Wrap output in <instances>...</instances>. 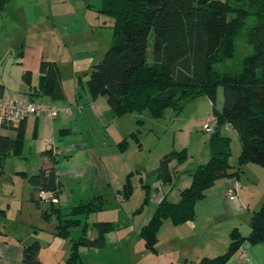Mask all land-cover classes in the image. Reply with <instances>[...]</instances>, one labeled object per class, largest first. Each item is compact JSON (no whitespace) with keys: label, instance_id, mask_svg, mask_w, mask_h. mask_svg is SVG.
<instances>
[{"label":"trees","instance_id":"obj_1","mask_svg":"<svg viewBox=\"0 0 264 264\" xmlns=\"http://www.w3.org/2000/svg\"><path fill=\"white\" fill-rule=\"evenodd\" d=\"M11 1L0 0V18ZM99 10L112 18L114 31L111 46L86 81L92 99L106 96L114 117L148 109L154 118H161L166 108L181 112L186 103L207 96L217 120L209 137L210 159L192 170L191 185L181 191L179 202L164 197L140 229L147 248L156 252L158 233L165 220L176 225L194 220L198 201L217 180L239 177L242 167L250 162L264 167V0H105ZM230 14L233 16L229 18ZM250 16L257 19L247 31V43L254 47L253 52L243 58L239 70H225L222 63L234 57L238 37ZM23 80L31 85L30 70L24 72ZM220 87L224 97L221 110L216 107ZM38 93L65 99L61 69L55 60H41L35 94ZM4 94L0 91V95ZM20 98L40 103L32 96ZM26 120L9 126L15 128V137L0 133L1 160L10 154L23 153ZM226 124L236 130L242 145L236 164L231 162V138L221 132ZM129 137L140 141L138 133L132 132L118 143L121 151L128 148ZM42 157L43 166L36 173L22 172L32 186L30 199L46 220L56 217V235L72 241L70 256L63 264H82L80 247H106L105 234L115 228L112 221L95 222L93 227L98 236H88L89 216L102 211L107 199L97 196L68 210L56 207L53 202H43L40 192L50 191L59 197L63 183L59 180L54 149H46ZM187 159L186 148L171 150L150 173V181L157 180L173 188L171 163L173 160L184 163ZM150 181L142 185L145 193L137 212L150 204ZM124 190L129 197L132 192L129 177ZM42 203L47 207L42 208ZM250 229L247 237L234 230L228 251L215 258L204 257L202 263L227 264L245 240L264 243V202L253 213ZM40 249L39 240L25 246L23 262L39 264Z\"/></svg>","mask_w":264,"mask_h":264},{"label":"rangeland","instance_id":"obj_2","mask_svg":"<svg viewBox=\"0 0 264 264\" xmlns=\"http://www.w3.org/2000/svg\"><path fill=\"white\" fill-rule=\"evenodd\" d=\"M102 0H15L4 10L0 18V85H5L7 95L11 92L17 93L20 90V84L23 74L22 57L27 54V61L31 63L35 57L55 56L65 57L67 62L63 66V78L65 80L68 96L66 102H57L54 107L69 106L75 99V83L78 77L84 78V81L90 77L93 70V59L98 63L104 56V53L111 46L113 41V20L111 17L101 14ZM100 13L99 20H104L105 26L98 30L89 26V22L96 20ZM233 14L229 15V18ZM257 19L250 16L244 25L243 32L239 35L236 44V50L233 58L227 59L222 63L225 70H239L242 60L246 55L253 52L254 47L247 43V31L256 24ZM72 34V35H71ZM99 39L95 48L90 49L86 38L92 36ZM60 36L64 40H61ZM153 31L150 36V42L153 40ZM151 45V43H150ZM96 50V51H95ZM23 54L19 55V52ZM94 51V52H93ZM149 58H152L150 49ZM77 72L79 75L74 76ZM38 79L35 78L34 80ZM86 84V83H85ZM83 91L82 87L79 88ZM219 102L223 100V88L220 87ZM218 100V99H217ZM82 102L85 100H81ZM86 103V102H85ZM87 106V104H86ZM210 109L209 99L207 97H197L186 103L181 112H175L173 108H166L161 118H154L151 112L146 109L141 113L126 114L111 122L108 126L102 123V119L95 116L89 109L86 115L76 116L73 124V132L65 137L57 134L56 141H67L73 143L77 141H88L91 148L102 157L107 168L109 184L104 186L103 197L107 199L104 209L101 213L91 216V221L97 220V216L112 219H120L119 225L115 224V232L110 235L109 246L105 249H91L86 247L79 249L82 264H151L155 255L147 249L132 233L131 237L135 243H125L119 246V234L125 232V226L132 222L130 211L139 207L142 202L144 191L143 184L150 181V173L155 166H158L159 160L163 155L171 150H181L186 148L188 159L185 161L191 167L197 165L202 153L210 150L209 137L205 132L206 114ZM62 110L59 115H65ZM66 116V115H65ZM116 118V117H115ZM139 121H142L140 123ZM131 131L137 132L140 141L129 137L128 148L120 152L117 144L124 136H129ZM127 132L128 134H125ZM221 132L230 136L232 143L231 162L236 164L238 161L237 146L241 144L238 135L231 129L222 126ZM59 137L60 142H59ZM69 138V139H65ZM33 145V138L29 133L24 145L25 151L21 156L8 157L3 163L4 174L0 167V187L5 185L7 180L12 179V174L16 167L29 165L32 167L34 161H39V155L35 154L30 147ZM211 152V150H210ZM241 153V151H240ZM25 155V156H24ZM70 157L71 161H67ZM69 155L61 156L59 167H77L90 163V154L87 149H77ZM238 155V156H237ZM29 158V162H25ZM23 166H18V164ZM260 166V165H259ZM260 168H263L260 166ZM23 169V168H20ZM36 169V168H35ZM250 172H252L250 170ZM36 173V172H35ZM255 181L262 182L263 187L264 174L253 172ZM252 175V176H253ZM130 178L132 192L129 194L128 201L121 205L119 201L120 194H123L124 184L127 178ZM253 181V180H252ZM78 183L74 185V191H80L77 188ZM86 190V189H85ZM122 190V191H121ZM101 191V188H100ZM121 191V192H119ZM87 201L88 198H84ZM2 201H6L5 197ZM20 205L12 209L13 219L8 221L9 236L14 230L23 229L21 222H16L20 216ZM27 207H23L24 212ZM201 210L205 208L201 207ZM198 210V213L201 211ZM134 219V223L138 222ZM16 220V221H15ZM47 237V232H42ZM69 240V239H68ZM61 243V245H60ZM58 248L63 253H70V248H65L67 241L60 238ZM64 244V245H63ZM135 247H133V246ZM194 254L191 255L193 257Z\"/></svg>","mask_w":264,"mask_h":264},{"label":"crops","instance_id":"obj_3","mask_svg":"<svg viewBox=\"0 0 264 264\" xmlns=\"http://www.w3.org/2000/svg\"><path fill=\"white\" fill-rule=\"evenodd\" d=\"M13 1L15 0L9 2L4 10L8 9V6L13 3ZM104 2L105 0L101 1V8L103 7ZM100 15V13L97 14L96 20H93L92 18V21L89 22L90 27L98 30L100 27L105 26L104 20H99ZM60 38L61 40H64L62 36H60ZM86 40V46L90 49L95 48L99 43V39L93 38V35L88 36ZM20 54H23V52H19V55ZM42 59L45 58L39 57L38 59V57H35L32 59L31 63H28L27 54L23 55L21 63L23 66V74L26 70L32 72L31 85L24 82L22 74L20 90L17 93L11 92L9 94L17 97L30 98V96H32L38 102L51 106H55V103L58 101L66 102L68 92L63 78V66L67 62V58L65 57H62L61 59L55 56L48 57V60H55L60 66L63 86L66 93L65 99L58 100L41 95L40 93L35 94L39 82L40 63ZM98 63H95V60L93 59V68ZM77 75L79 74L75 72L74 76ZM37 77L38 79L34 80ZM86 81L87 80L84 81V78L82 77L77 78L74 88V102L70 103L69 106L61 107V109H59L60 111L62 110L65 112L66 116L58 115L51 119L42 114H34L29 116L25 122V145L26 139L28 138L29 133H31L33 145L30 147L31 150L29 153L33 154L34 151L35 154H38L39 161H34L32 167L29 165L23 166L19 162L18 166L23 167H16L11 176L12 179L7 180L6 184L0 187V210H2L0 211V264H26L23 262V249L34 240H39L41 243L39 264H63L70 256V253L68 254L60 251L58 243L60 238L64 239L68 243L65 245V248L68 245L71 249L72 241L70 238H62L56 235V226L58 223L56 217L52 216L51 219L46 220L42 216V211L38 209L35 203L30 199L32 186L28 182V179L22 175V172L28 174L35 173L43 166L45 159L42 157V152L48 149V142L53 144L52 146L54 147V152L57 156L56 168L58 170L59 180L63 183V188L59 195V202L55 204L56 207L68 210L75 205L93 200L97 196H103L104 186L109 184L106 165L104 164L102 157L91 148L88 141L81 140L73 143H66L67 141L65 142L63 140L59 144L56 141L57 134L63 137L68 134L70 138V135L73 132V124L75 120H77L76 116L78 117L82 114L86 115L88 113L86 109H89L95 114V116L101 118L102 123L106 124V126L119 118L114 117L106 96H99L96 99L91 98L87 84H85ZM80 86L83 89L82 92L79 90ZM0 91H3L5 94L7 93L5 85H0ZM219 93L220 88L218 89L216 107L221 110L223 108L224 98L223 100L221 98L219 102ZM207 98L209 99L210 109L205 116L206 119L212 112V102L209 97ZM81 100H85L86 103ZM80 106L82 108H80ZM67 109L69 111H67ZM224 127L233 130L235 135H238L236 130L230 124H226ZM132 132L134 131H131L129 135ZM0 133L10 137H15L17 134L15 128L2 125L0 126ZM125 134L128 133L125 132ZM125 137L127 136H124L123 138ZM58 140L60 142L62 139L59 137ZM236 148V150L239 149L238 155H240L242 145L240 144ZM77 149L89 150L90 163L77 167H59L58 164L60 157L69 155ZM119 151L123 152L120 149ZM23 154L24 152L21 155ZM9 156L15 157L16 155L10 154ZM68 157L67 161L69 162L71 161L70 157H72V155H69ZM210 157V150L207 153L204 152L199 158L197 157L198 160L196 161V164H204L210 159ZM6 159L1 160L0 158L2 174L5 172L3 163ZM25 162H29V158H25ZM197 165L194 164V167H191L185 162L178 163L176 160H173L171 163V168L173 170V188L171 189L167 188V186L160 181H150L152 188L150 204L142 211L137 212V209L142 204L141 202L137 209L130 211L132 222L124 227L126 229L124 233L119 234V246L124 245L125 243H135L134 240L130 238L132 233H134L133 235H135V237H139L140 241H144L143 244L147 248L145 240L140 236V229L148 223L155 207L164 197H167L170 202H179L181 199V191L191 185V172ZM156 168L157 166H155L154 169ZM250 170L252 172H250ZM253 172L264 174V169L260 168L258 164L250 162L242 167V173H240L239 177H225L217 180L212 187L207 189L205 197L198 201L196 205V217L194 220L179 225L172 223L171 220H165L158 233V241L155 245L157 251L153 252L150 250L155 255L151 264H204L202 263L204 257L215 258L228 251L232 242L231 234L234 230H237L243 237H247L251 231L250 221L252 215L261 208L264 202V182L263 187L261 188L260 185L262 182L258 183L255 181L256 179ZM75 183H78L77 188L80 189L78 192L74 191L73 187ZM4 197L6 200L5 202L2 201ZM85 197L88 198L87 201H85ZM119 201L121 205L124 201H128V197L125 195V190H123V194H120ZM18 204L20 205V216L17 218L19 220L15 221L21 222L23 229L14 230L13 233L10 234L14 235V238H12L9 236L8 221L10 219L14 220L12 209ZM23 207H27V213L23 211ZM46 207L47 204L42 203V208ZM201 207L205 208V210H201ZM198 210L201 211L198 213ZM98 213L100 214L101 212L92 213L89 216L91 228L89 229L88 236L90 238H96L98 236V231L93 227V223L99 221H112L118 226L122 219V217H120V219H116V217L107 219L97 216V220L91 221V216ZM136 217H139L138 222L134 223ZM42 232H47L48 236L42 237L44 236ZM114 232L115 228L105 234L106 247L88 248H108L110 235ZM83 249H86V247H83ZM243 252L247 253L249 261L247 259H242L241 254ZM192 254H194L193 257H191ZM227 264H264V243L252 244L248 240H245L240 245L238 251L230 257Z\"/></svg>","mask_w":264,"mask_h":264},{"label":"built area","instance_id":"obj_4","mask_svg":"<svg viewBox=\"0 0 264 264\" xmlns=\"http://www.w3.org/2000/svg\"><path fill=\"white\" fill-rule=\"evenodd\" d=\"M80 108L82 107L80 106ZM67 111L69 110L67 109ZM59 112L60 110L58 108H55L51 105L29 101L28 99L16 97L12 94L0 95V126H3L4 124L8 126L17 125L22 120H25L29 116L34 114H42L53 119L59 115ZM216 122V117L213 113H210L205 122V132L208 134L213 133L215 130ZM52 145V143L48 142V149H54ZM165 186L170 189L168 185ZM39 197L43 202H59V197L55 196L54 193L50 191L40 192ZM241 257L243 260L247 259L249 261L247 253L243 252L241 254Z\"/></svg>","mask_w":264,"mask_h":264}]
</instances>
